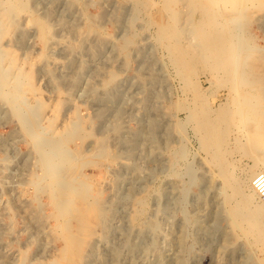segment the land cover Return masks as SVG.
<instances>
[{"label": "rangeland", "instance_id": "obj_1", "mask_svg": "<svg viewBox=\"0 0 264 264\" xmlns=\"http://www.w3.org/2000/svg\"><path fill=\"white\" fill-rule=\"evenodd\" d=\"M22 1L27 10L3 0L9 25L0 28V48L27 73L18 84L35 112L26 115L35 119L34 127L40 125L41 140L44 126L61 130L77 119L57 151L70 161L79 147L85 157L75 161L79 176L63 196L66 212L78 208L76 198L98 200L102 207L100 221L87 223L91 236L79 264H264L253 236L232 227L222 180L186 120L179 75L157 28L147 23L158 18L156 6L136 13L132 0ZM249 4L243 35L263 51L244 54L258 59L252 71L263 81L257 83L245 63L241 70L257 89L243 90L264 105V8ZM198 77L204 81V74ZM227 92L217 89L214 107L225 103ZM15 96L0 90V264H52L65 246L64 235L76 226L59 228L46 186L62 165L40 175L34 149L40 138L25 133L18 114L22 102ZM242 126L230 134L237 158L230 176L244 178L248 192L254 159L236 140L245 141L244 130L255 127L254 121ZM98 145L105 151L95 156ZM35 172L38 189L30 184Z\"/></svg>", "mask_w": 264, "mask_h": 264}, {"label": "bare ground", "instance_id": "obj_2", "mask_svg": "<svg viewBox=\"0 0 264 264\" xmlns=\"http://www.w3.org/2000/svg\"><path fill=\"white\" fill-rule=\"evenodd\" d=\"M7 1L12 3L14 8L26 9L22 0ZM132 1L134 4L133 11L136 13H139L141 9L150 13L151 7L155 8L156 6L155 10H152L155 11L158 18L149 17L147 23L155 25L157 28V40L164 43L163 45H165L172 66L179 75L180 81L178 82L181 84V92L187 97L184 96L186 103L183 105L186 107V120L190 121L200 147L210 161L208 162L214 165L217 175L222 180L223 202L227 205L224 204V206L228 207L226 208L227 210L224 209L228 212L232 222H234L232 227L244 228L248 236H253L254 240L250 238L254 243L264 251V199L258 195L253 186L255 179L253 175L264 174V149L261 148L262 144L264 145V105L261 102V98L256 94V96L250 97L246 94L247 90H243L247 86V89L253 91L255 83L263 81L260 75L252 71L257 66L258 59H255L254 55L250 53L247 55L244 53L250 51L262 52L263 49L256 45L254 38L243 35L242 23L248 15L249 5H251L249 3L255 4V8L262 10L264 8V0ZM158 4L161 6L157 7ZM4 6L5 3L0 0V28H6L9 25L6 11L4 12L2 8ZM35 23L41 30H44L42 22L35 20ZM2 49L0 48V90L2 95L15 93L14 101L20 100L22 102L18 112L20 121L27 136L35 139L40 134L38 133L40 130H37L40 125L37 128L34 127L35 119L26 115L32 102L25 96L26 91H20V83L18 84L21 77H27V73L14 63L13 56H11V53L9 54L10 51L4 52ZM3 62H5V65ZM245 63L251 64L250 72H252L255 83L250 82V78L248 80V72L241 70ZM200 73L204 74V81L199 80L198 76ZM204 83L208 84V86L204 87ZM220 87H226L229 96L225 103L214 107L215 93ZM32 88V86H27V89H23L29 91ZM232 102H234L233 106L231 105ZM34 103L38 105L37 108L43 106L39 100ZM35 104L32 106L34 107ZM32 111L35 112L34 109ZM249 118L254 121L255 127L252 126L247 129L245 128V123ZM50 121L48 119L49 123ZM76 121V118H72L61 130L44 126L45 128L41 129L43 131L41 134L44 138L41 140L39 135L40 142L38 138L34 140L38 142L34 143V149L36 160L41 164L40 175L48 174L51 169L57 167L58 163L62 165L61 168L56 169L51 175L48 184L46 183L47 186L45 185L48 188V197L54 203L53 209L55 208L57 211V216L55 217L60 221L59 228L69 229L71 223L76 226L75 232L70 231L67 235H64L65 246L52 264H79L82 257H86L83 256V251L91 236L87 223L92 220L99 222L101 216V203L94 199L89 201L85 198H76L75 203L78 208H74L72 212H66L70 208L68 203L63 200V196L67 197V191L69 192V189H71V183L79 176L76 171L78 163L75 161L77 158L79 161H84L85 157L79 152V147L74 148L75 152L72 157L75 159H69L70 161L60 157L57 151L60 144L67 140L63 137L68 136L74 130ZM241 124L243 125L242 127L245 126L244 135H242L245 144L240 138L236 140V143L239 146L243 145V150L253 156L255 166L249 172L248 181L250 185L248 192L244 188V178L230 176L234 172L237 162V158L233 156L232 149H230V134L233 127ZM104 145H98L95 150L96 153H94L95 156H100L99 152L105 151ZM228 157H232V160L228 159ZM69 158L71 157L69 156ZM191 171L189 172L191 173ZM39 177L35 172L30 182L35 188L40 183H38ZM46 181L48 180L46 179ZM56 181L60 183L58 189L53 186ZM86 197H89V194ZM78 215L82 217L78 218ZM61 220H64V222H61ZM262 261H264V258Z\"/></svg>", "mask_w": 264, "mask_h": 264}, {"label": "built area", "instance_id": "obj_3", "mask_svg": "<svg viewBox=\"0 0 264 264\" xmlns=\"http://www.w3.org/2000/svg\"><path fill=\"white\" fill-rule=\"evenodd\" d=\"M253 186L257 191L258 195L264 199V174L256 175Z\"/></svg>", "mask_w": 264, "mask_h": 264}]
</instances>
